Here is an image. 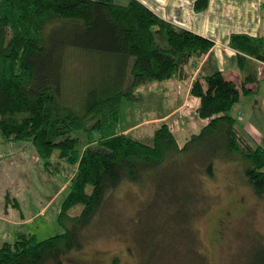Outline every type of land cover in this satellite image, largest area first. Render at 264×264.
<instances>
[{"label": "trees", "instance_id": "1", "mask_svg": "<svg viewBox=\"0 0 264 264\" xmlns=\"http://www.w3.org/2000/svg\"><path fill=\"white\" fill-rule=\"evenodd\" d=\"M207 6L208 0L195 1L197 10ZM229 44L238 51L240 84L221 71L195 79L190 94L200 98L197 114L207 122L183 145L162 123L148 143L121 128L125 101L139 100L136 90L145 82L188 78L189 63L206 55L213 40L160 18L139 0H0V141L31 143L41 168L69 184L58 215L63 230L42 240L19 230L0 245V264H64L102 233L96 230H119L121 222L109 221L117 214L109 207L126 184L148 188L150 199H168L154 210L144 201L129 219L128 250L136 251L138 264H158L147 249L165 235L160 227L146 241L139 232L147 237L162 221L166 230L172 217L187 233V264H212L192 224L209 204L201 184L203 176L214 178V161L237 165L253 193L264 195V139L253 144L231 114L255 91L248 84L260 81L264 36L233 33ZM76 50L116 60L112 75L98 78L73 107L62 94L66 60ZM256 249L248 263L264 264V241Z\"/></svg>", "mask_w": 264, "mask_h": 264}, {"label": "rangeland", "instance_id": "2", "mask_svg": "<svg viewBox=\"0 0 264 264\" xmlns=\"http://www.w3.org/2000/svg\"><path fill=\"white\" fill-rule=\"evenodd\" d=\"M115 1L126 3L128 0ZM115 60L108 54L99 55L82 50L72 51L69 59L66 60L68 72L64 80L63 101L74 107L76 99L80 98L81 101L86 88L98 78L106 79L112 75ZM162 83L164 81H150L137 88L136 92L143 94L144 97L142 99L141 96L139 100L130 102L125 101L121 126L148 118L152 111L165 110L174 102L171 97L167 101L165 97L161 99L163 102L159 101L160 94L168 95L167 92L157 88ZM244 97L233 106L231 114L237 118V127L247 139L253 144L261 143L264 139V110L253 111L258 105L257 100L254 101L256 96ZM176 137L180 145L187 141L181 133ZM12 144L0 141V227L6 224L5 219L8 221L18 219L19 222L14 225V232L6 233L4 238L7 241H13L19 230L35 234L38 240L61 232L63 228L58 222V215L55 211L58 201L45 214L34 216L31 222L21 223V220L31 216L33 211L26 206L27 190L23 189L22 177L19 179L20 175L16 172L18 158L13 152ZM214 163V170H216L214 178L203 176L201 184L209 204L203 214L194 218L192 224L198 234L199 248L207 254L212 264H249L248 262L254 260L258 242L264 241V195L257 196L253 193L239 175L237 165L227 162L216 163V160ZM192 169L191 167L190 170ZM190 173L189 170L184 171L183 176L190 177ZM50 176L66 184L69 191L68 179L60 175ZM190 179L188 182L191 181ZM25 180L34 181V178L25 177ZM194 181L196 180L193 179L188 185L198 186ZM155 186L151 189H156ZM149 192L148 188L140 189L134 185H123L112 198L109 207L112 212L119 214L120 218L119 220L117 214H112V217H115L109 218V221L121 222L120 229H111L113 227L111 225L105 229L96 230L102 233H94L82 250L66 257L64 264H111L113 258L117 259V264H138L136 251L133 253L128 250L129 245L133 246L132 239L127 237L126 232L129 219L146 200H149L148 206L151 210H154L156 205H161V207L166 205L168 201L165 195L164 198L150 199L148 198ZM206 200L198 207L205 205ZM20 207L26 216L19 214L18 208ZM6 208L8 215L4 212ZM103 220L105 222V218ZM178 220L177 217L170 218L166 230L161 225L164 224L163 221L158 224V227L156 224L152 225L150 228L152 231L148 232L147 237L143 234L144 231L139 232L147 241L155 237L157 229L160 227L163 229L162 232L165 233L163 239L155 241V244L147 249V251H154L158 264H187L190 258L187 233L180 229ZM141 243L144 244V240Z\"/></svg>", "mask_w": 264, "mask_h": 264}, {"label": "crops", "instance_id": "3", "mask_svg": "<svg viewBox=\"0 0 264 264\" xmlns=\"http://www.w3.org/2000/svg\"><path fill=\"white\" fill-rule=\"evenodd\" d=\"M139 1L160 18L175 26L208 37L213 40L214 45L200 60H193L189 63L190 76L188 78L164 80V83L157 87L168 94L164 96L160 94L159 101L163 102L161 99L164 97L167 101L171 97L174 99L171 105H168L165 110H154L148 118L127 123L121 128L124 129V133L136 139L152 143L156 128L166 123L175 136L181 133L184 139L188 140L207 122V119L200 118L197 114L200 98L190 94L192 82L197 78L221 71L227 80L230 79L240 84L241 76L237 65L238 51L230 46V36L233 33L264 36V0H208V6L204 10L195 8L196 0ZM259 71L260 81L248 84L255 89L254 92L248 94V96H256L254 101L257 100L258 105L253 109L255 112L264 110V61L260 62ZM143 97L142 94V99ZM197 124L200 125L197 126ZM192 127L197 128V131ZM177 141L179 143L178 139ZM12 146L18 158L16 172L20 175L19 179L22 177L23 189L27 190L26 206L33 211L31 216L25 217L20 222H31L34 216L43 215L50 208L52 209L57 201L55 211L59 215L62 202L69 192L67 185L56 180L40 167L37 151L31 143L16 142ZM25 177L34 178V181H26ZM18 210L19 214L26 216L21 207ZM4 212L8 215L7 208ZM17 222H19L18 219L16 221L5 219L6 224L0 227V245L7 241L4 238L6 233L14 232V225Z\"/></svg>", "mask_w": 264, "mask_h": 264}]
</instances>
